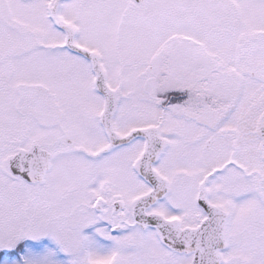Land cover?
Returning a JSON list of instances; mask_svg holds the SVG:
<instances>
[{
    "label": "snow or ice",
    "instance_id": "6c2138e0",
    "mask_svg": "<svg viewBox=\"0 0 264 264\" xmlns=\"http://www.w3.org/2000/svg\"><path fill=\"white\" fill-rule=\"evenodd\" d=\"M0 264H264V0H0Z\"/></svg>",
    "mask_w": 264,
    "mask_h": 264
}]
</instances>
